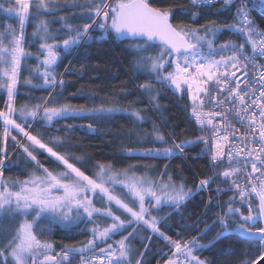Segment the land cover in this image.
<instances>
[{"label":"snow or ice","instance_id":"snow-or-ice-1","mask_svg":"<svg viewBox=\"0 0 264 264\" xmlns=\"http://www.w3.org/2000/svg\"><path fill=\"white\" fill-rule=\"evenodd\" d=\"M191 2L196 7L213 5L217 0ZM256 4L264 9V0H239L238 4L236 0H223V7L218 11L235 5L232 22L213 21L211 26L200 27L173 25L171 12L154 6L151 0H86L84 7L89 22L82 29H74L65 17H60L64 27L55 34L45 19H39L32 33L39 42L34 57L37 63L24 84L48 91V95L34 106L21 107L17 116L14 99L23 63L33 57L25 47L29 43L25 36L26 23L33 7L39 18L54 14L57 4L50 0H0V11L18 20V31L11 24L0 31V89L7 94L5 109H0L3 128L0 222L7 218L10 226L5 230L0 223V264H73L77 256L78 264H133L136 250L131 242L142 229H150L152 234L167 241L171 254L164 264H207L197 253L227 235L258 240L260 253L248 264H264V31L250 16ZM197 15L192 13L194 19ZM97 26L105 38L111 35L130 42L139 54L136 70L146 71L150 77L139 87L153 100L156 99L152 95L153 80L181 97L187 94L191 117L204 133L195 142L206 146L205 154L210 155L212 167L223 168L222 171L200 179L194 189L183 181L177 184L170 175L164 181L166 173L160 174L161 179L138 175L134 167L118 170L111 164L98 163L95 173L90 175L83 168L88 160L81 163L79 158L72 159L58 150L57 146L64 143L62 139L57 138L50 144L43 136L30 131L35 123L43 122L45 127H50L61 119H101L120 111L104 105L92 109L75 107L61 104L57 99L65 86L64 74L56 72L61 54H70L73 48L89 42L90 31ZM64 31L68 35L62 39L60 33ZM224 32L236 36L238 42L227 40L217 44ZM36 79L42 83L33 84ZM131 115L143 121L138 112ZM87 129L90 133L96 131L91 123ZM9 138L29 162L31 171L24 179L4 177ZM152 139L161 145L168 143L155 124ZM190 143L193 142L173 141L170 147L129 149L127 155L172 157L184 153ZM44 153L57 162V168L62 165V170L50 169L42 163L39 156ZM216 182L226 185L218 188V193L231 191L232 196L217 205L222 211L212 224L202 218L200 222L205 227L191 240L172 239L161 231L162 220L153 212L165 206L179 210L198 192ZM17 220L20 222L13 230ZM44 220L49 225L89 223L92 225L88 229L90 238L80 246L65 245L55 251L50 240L42 239L46 235V229L41 227ZM129 228L132 231L128 232ZM214 228L219 230L208 244L198 243ZM117 235L121 239L114 241ZM144 238L151 241L152 237ZM144 249L135 258V264H145L147 244Z\"/></svg>","mask_w":264,"mask_h":264},{"label":"trees","instance_id":"trees-1","mask_svg":"<svg viewBox=\"0 0 264 264\" xmlns=\"http://www.w3.org/2000/svg\"><path fill=\"white\" fill-rule=\"evenodd\" d=\"M50 2L57 4L54 14L37 18L35 7H33L32 16L26 23L25 36L29 43L25 47L33 53V57L24 61L26 65L23 67L18 92L14 99L17 110L25 105L34 106L40 102L41 98L48 95V91L31 88L24 84V79L30 76V70L37 63L34 57L39 50V42L34 40L32 33L39 19H45L50 31L54 34L64 27L60 17H65L74 29H82L83 24L89 22L84 7L86 0H50ZM151 2L154 6L169 10L171 23L179 26L188 24L193 27L211 26L213 21L218 24L230 23L235 13V6L218 11L223 7L222 4L196 8L190 5V0H151ZM193 12L198 13L195 19L192 16ZM261 20L259 18L260 22ZM8 24L18 28V20L0 11V31ZM60 35L62 39L67 38L68 33L64 31ZM90 35L92 39L86 44L73 48L70 54H61L62 58L56 72L64 74L65 86L62 95L58 94L57 99L61 104L67 103L75 107L83 106L86 109H92L104 105L120 109V111L101 119H61L50 127H45L43 122L35 123L30 131L34 135L43 136L50 144L57 138L62 139L64 143L57 146L58 150L72 159L79 158L81 163L85 159L88 160V163H83V168L90 175L95 173L98 163L111 164L118 170L134 167L138 175L161 179L160 174L166 173L162 178L164 181L170 175L177 184L183 181L187 187L194 189L200 179L222 171L223 168L212 167L210 155L205 154L206 146L195 142L204 133L191 117V102L187 94L181 97L180 94L161 87L153 80L152 95L156 97L153 100L148 92L139 87L140 84L148 82L150 77L148 72L136 70L139 54L132 49L130 42H118L111 35L105 38L98 26L90 31ZM227 40L238 42L236 36L224 32L218 37L217 44ZM36 83H42V80H33V84ZM57 91L59 93V89ZM6 101V96L0 91V109H5ZM132 112H138L143 117V121L133 117ZM90 123L96 129L95 132L88 131L87 125ZM154 124L165 135L167 144L153 142ZM0 125H2L1 122ZM2 132L3 128L0 126V136ZM15 134L20 139H24L22 135ZM173 141L193 143L186 147L184 153L172 157L146 158L127 155L129 149L143 151L147 148L170 147ZM7 150L9 159L5 161L4 177L24 179L25 175L31 171L27 157L13 146L10 138ZM39 159L50 169L59 171L63 168L62 165L57 168V162L47 157L46 153L40 155ZM225 187L226 185L219 182L212 183L209 189L198 192L179 210L165 206L159 212H153V215L162 220L161 231H165L172 239L191 240L198 236L205 227V223L200 222L201 219L212 224L217 219V213L222 211L217 205L225 203L232 196L231 191L218 193V188ZM210 198L209 206L207 199ZM206 212L207 216H205ZM244 213L247 214L246 208ZM234 219L238 220V217ZM19 222V220L14 222L13 230ZM0 223L4 224L5 230L10 227L7 218ZM232 226L235 227L236 224ZM41 227L46 229V235L42 239L50 240L54 244L55 251H60L65 245L80 246L90 238L88 229L91 227L87 223L67 226L59 223L49 225L48 221L44 220L41 221ZM218 230L219 228H214L209 231L198 243L208 244ZM127 231L130 232L132 229L129 228ZM124 235H127V232ZM149 236L152 237L151 241L144 238ZM119 239H121L120 235L113 238L114 241ZM131 243L136 250L133 264L139 253L145 251V244L148 245L144 256L145 264H163L171 254L167 241L160 238L158 234H152L150 229H142ZM259 253V242L227 235L197 254L207 264H248ZM78 261L77 256L73 264H78Z\"/></svg>","mask_w":264,"mask_h":264},{"label":"built area","instance_id":"built-area-1","mask_svg":"<svg viewBox=\"0 0 264 264\" xmlns=\"http://www.w3.org/2000/svg\"><path fill=\"white\" fill-rule=\"evenodd\" d=\"M236 3L238 4L239 3V0H236ZM215 4H222L223 5V0H217V2ZM190 5L193 7L191 0H190ZM207 6H211V5H198V6H196V8L207 7ZM233 6H235V5H233ZM250 7H253V4L252 3H250ZM256 15L258 16V18H257ZM250 16L255 21V23L258 26V28L261 31H264V26H262V24L264 23V9H260L259 6H258V4H256L255 5V10H253V11L250 12ZM259 18H260V20L262 19L261 22L259 21ZM192 119L194 120V118H192ZM241 131H243V128H241ZM209 200L210 199H207V204H209Z\"/></svg>","mask_w":264,"mask_h":264},{"label":"rangeland","instance_id":"rangeland-1","mask_svg":"<svg viewBox=\"0 0 264 264\" xmlns=\"http://www.w3.org/2000/svg\"><path fill=\"white\" fill-rule=\"evenodd\" d=\"M17 28V27H16ZM17 31H18V28H17ZM30 59V58H29ZM28 60V59H27ZM24 65H26V64H24L23 63V67H24ZM28 86V85H27ZM28 87H30V86H28ZM0 91L1 92H3L4 93V95L6 96V99H7V94H6V91L4 90V89H0ZM179 94V93H178ZM19 115V110H17V116ZM1 124H2V122H1ZM19 134V133H18ZM24 138V137H23ZM180 155V154H179ZM97 204L99 205V201H97ZM59 224H62V225H64V226H67V225H69V224H65V223H59ZM87 224H89V223H87ZM89 226L90 227H92V225L91 224H89Z\"/></svg>","mask_w":264,"mask_h":264},{"label":"water","instance_id":"water-1","mask_svg":"<svg viewBox=\"0 0 264 264\" xmlns=\"http://www.w3.org/2000/svg\"><path fill=\"white\" fill-rule=\"evenodd\" d=\"M118 42H129L128 40H117ZM247 210V209H246ZM258 225L259 224H257V227H258ZM236 227V226H235ZM234 227V228H235ZM235 236H237V237H239V238H242V239H246V240H249V241H252V242H259L258 240H250V239H247V238H243V237H241L240 235H235ZM164 264V263H163Z\"/></svg>","mask_w":264,"mask_h":264}]
</instances>
